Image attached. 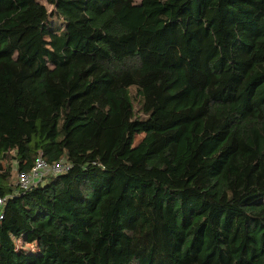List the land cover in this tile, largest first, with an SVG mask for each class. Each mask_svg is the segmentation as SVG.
Listing matches in <instances>:
<instances>
[{"label":"trees","instance_id":"trees-1","mask_svg":"<svg viewBox=\"0 0 264 264\" xmlns=\"http://www.w3.org/2000/svg\"><path fill=\"white\" fill-rule=\"evenodd\" d=\"M0 197V264H264V0H0Z\"/></svg>","mask_w":264,"mask_h":264},{"label":"built area","instance_id":"built-area-1","mask_svg":"<svg viewBox=\"0 0 264 264\" xmlns=\"http://www.w3.org/2000/svg\"><path fill=\"white\" fill-rule=\"evenodd\" d=\"M70 169V164L61 159L54 163H48L44 158L37 159L34 166L28 172H20L17 177V185L22 191L42 182L49 174H61ZM4 198L0 197V219L3 218ZM21 242V240H20Z\"/></svg>","mask_w":264,"mask_h":264},{"label":"rangeland","instance_id":"rangeland-1","mask_svg":"<svg viewBox=\"0 0 264 264\" xmlns=\"http://www.w3.org/2000/svg\"><path fill=\"white\" fill-rule=\"evenodd\" d=\"M16 181V180H15Z\"/></svg>","mask_w":264,"mask_h":264}]
</instances>
